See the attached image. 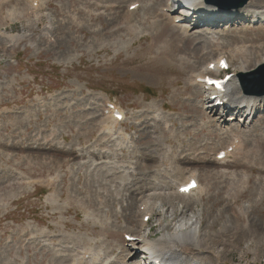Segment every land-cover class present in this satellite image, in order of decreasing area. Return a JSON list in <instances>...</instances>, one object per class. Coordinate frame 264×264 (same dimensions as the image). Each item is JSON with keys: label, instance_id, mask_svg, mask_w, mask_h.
<instances>
[{"label": "rangeland", "instance_id": "1", "mask_svg": "<svg viewBox=\"0 0 264 264\" xmlns=\"http://www.w3.org/2000/svg\"><path fill=\"white\" fill-rule=\"evenodd\" d=\"M32 1L0 0V264H93L82 259L84 251L100 256L99 264L123 261L125 236L134 234L141 220L140 199L153 197L145 184L153 186L160 162L176 167L178 175L183 172L181 177L196 171L200 184L213 188L197 204L173 197L153 199L148 228L154 237L195 217L211 252L223 263L254 264L258 258L264 264V107L245 125L246 132H257L256 141L252 136L245 141L244 156L231 159L228 175L216 176L214 155L229 141L213 128L201 130L204 121L213 126L198 107L207 95L187 85L189 74L211 55L210 50L198 51L204 46L201 39H185L168 21L163 28L155 26L163 8L156 4L118 28L127 12L134 11L128 10L129 0H88L94 7L86 9L85 17L79 10L86 8L84 0H44L42 9ZM218 1L227 7L237 4ZM255 1L244 6L256 13L255 21L246 17L243 22L245 13L232 8L225 12L238 11L240 18L231 17L235 19L229 26L223 21L228 19H212V32L228 49L242 47L241 37L263 36L264 0H257L258 7ZM180 13L176 10L173 16ZM250 45L264 46V40L245 46ZM186 57L188 64L182 60ZM241 63L236 60L229 73ZM258 68L242 78L244 83L248 80L249 91H264V79L254 82L258 77H249ZM105 100L123 110L126 119L120 129L132 139V147L120 146L121 140L115 147L101 135ZM160 112L168 115L169 128L160 126L156 135L151 118ZM159 135L172 150L168 160L166 150L159 152L166 155H157L153 136ZM114 152L123 153L129 166L148 181L132 187L128 186L132 181L126 182L131 174L114 175L110 167ZM242 172L249 181L237 179ZM232 182L242 186L243 194L227 200ZM141 186L144 190H139ZM235 227L240 232L234 238Z\"/></svg>", "mask_w": 264, "mask_h": 264}, {"label": "bare ground", "instance_id": "2", "mask_svg": "<svg viewBox=\"0 0 264 264\" xmlns=\"http://www.w3.org/2000/svg\"><path fill=\"white\" fill-rule=\"evenodd\" d=\"M190 1H192V4H191L192 6H196L198 8V13L193 18H189L187 17V15H190V13L188 12V10H184L185 17L181 19V18H177L173 16L174 12H176L175 7H174L175 6L174 0H134V2L132 0H129L130 3L128 6V10L130 9L131 6H133L135 11L133 12L128 11L126 14L127 15L126 20L124 19L125 21L121 24V27H118V28H123V26L128 25L132 21V19L136 16L138 11H140L141 9L148 10L153 4H156L159 8L163 6V8L160 10L162 13L159 14V18L161 19V21L156 22L157 18L156 17L154 18L155 19L154 22H156L154 24L155 26L163 28L165 23L168 21L170 22L172 29L176 32H180L181 34H183L185 39L192 40V37H196V39H201V44H204V46L201 47V50L198 49L199 52H203L207 50H210L211 52V55L207 58V60L201 63V65H204V66L200 67L198 71L191 72L189 74V78L187 81L188 82L187 85L191 88H194L196 91L200 92V94H206V92L204 91V88H205L204 84L199 83L198 80L203 79L206 76H218L220 74V64L222 60H227L228 61L227 63L230 65V67H234V62L236 60H240L242 62L239 69L234 71L235 72L234 77L228 83L227 91L225 94V97L230 104V108L234 112L232 116L226 119L223 116H221V114L216 115L214 113L215 109H213V105L209 101L210 95H207L206 102L203 100L201 103H199L201 105L198 106L201 112L203 113L202 117L207 116V120L211 119L210 124L214 126V127L210 126L207 123L208 121L206 122L204 121L201 127L205 124L206 126L204 128H201V130L205 131L206 129L213 128V130H215L217 134H219V136H222L225 139H227V141H229L226 143L224 148L222 149L220 148L221 150L217 148L218 152L216 155H214V163L217 166L215 175L216 176L218 175L226 176L229 174L228 172L229 170L228 168H226V166L232 162L231 159H236L238 157L240 158L244 154L243 150L245 149V141L249 140L251 136L254 137L253 141H256L255 140L256 134L254 135V133H257V132H255L254 130L250 131L249 133L246 132L248 129L245 128V125L248 126V124H250L251 121L254 120L253 118L256 116L258 109L259 108L262 109L264 107L263 106L264 97L260 95H256V93L254 92H248L249 94L245 93L246 91H249V90H247L245 87L239 88L238 83H239V80L243 81L242 79L243 76L247 75L248 73H251L252 70L258 67H259L258 69H260L264 66V46L256 47L255 45H252V46L250 45L251 47L249 48L245 46L247 43L254 44L260 39L264 40V34L263 36L260 37V39L254 38V37L252 38L241 37L239 40H240V44L242 45V47L228 49L226 47V44L224 43V40L223 39L220 40L218 36H216V34L212 32L211 29H214L213 28L214 26H212V23L215 22L212 19L213 18L220 19L222 17L224 19H228V20H223V21L226 22L225 24L226 26H229V24H231V22L236 17H238L241 14V12L245 13V14H241L243 16L242 17L243 19H241L243 22L246 19V17L247 19L251 17V19L255 21L256 13L255 12L250 13L249 11H246L247 7L246 8L244 7V9L242 8L239 9L238 11L240 14L238 13V11L234 12L232 10L225 12L227 10L223 11L220 8L215 7V6H209L207 8L202 7L203 0H190ZM208 1L219 2L218 0H208ZM81 2L83 3V1ZM84 2H85L86 8L82 9L84 8L82 5H81L82 8L81 9L79 8L80 13L82 14L81 16L83 17L88 16L89 13L86 12V9L88 7H94V4L92 2L88 0H84ZM33 4H34V0L32 1V5ZM43 6H44V0L39 1L38 7L42 9ZM95 6H97L96 3H95ZM251 6L254 7L253 5ZM255 7H258L257 0L255 1ZM187 8L190 9L189 6ZM187 8H184V9H187ZM111 9L114 10L115 8H111ZM229 12H232V13L229 14ZM233 16H235V18H231ZM146 21L148 24H150L147 19ZM180 21L181 23H178ZM192 21H195V23H191ZM200 28H202V30H200ZM131 31L132 30H129V32ZM109 34H112V31L109 32ZM242 34H245V32H242ZM164 36L165 34L164 32H162L161 38H164ZM169 42L174 44L176 40H174L171 36ZM196 55H198V53H196ZM182 60L185 64H188L187 57L182 58ZM247 78H248V75H247ZM247 81L248 80H245V83L243 81L242 84L243 83L245 85L248 84ZM107 103L108 101L105 100L103 110L101 111L102 119H101V123L99 124L101 135H104L108 137L109 140L113 141L115 143L114 145L115 147L117 143L120 144L119 140L123 142V144H120V146L122 145L124 147V145H126L125 149L127 148V145H130V147H132L134 143H131L132 139L129 136H127L126 132H123L120 129L122 128V124L120 122L113 120V122L110 125L107 123L108 120H112L111 117L104 116L103 114L105 112V105ZM235 113L236 115L238 113H242V114L238 118V116H234ZM167 116L168 115L164 114V112L155 113L154 115H152L151 121H153V126L155 125L153 127L154 134L156 135L160 134L159 132L160 126H165V128L167 129L169 128L168 122L166 120ZM160 136L161 135L157 137L153 136L156 142V145L158 147V150H159L157 152V155H160L159 152L162 153V151L166 150L168 157L165 158V160H168L169 156L172 153V150L171 148H168L166 147L165 144H163ZM248 136L250 137L248 138ZM255 148H258V147H255ZM166 152L161 154L160 156L166 155ZM222 152H224L225 157L224 159L219 160L218 156ZM253 152H256V151H253ZM121 154L122 155L116 154V156H113L114 162L110 164V167L113 168V174L114 175L118 173H123L125 175L131 174L132 179L126 180V182L132 181L131 183H128V186L137 187L138 185H143L144 183H146L148 181V178H146V175L138 172L132 166H129L130 164H128V162L125 160L126 158L124 157L123 153ZM246 157L248 159V156ZM156 159L160 162L159 158L152 157L153 161H155ZM161 160H164V159H161ZM160 163H161V168L154 171L155 173L154 176L156 177H153L155 181L151 182L153 186L150 185V183L145 184L151 189L149 190V192H152L150 196H153V197H145V198L140 199L142 201H139L140 206L138 207L137 214H138V217L139 216L141 217V220L138 223L135 233L127 234V236L129 237V241L128 242L126 241V246H127V249H129L128 251L130 252V255L127 256V258L129 257V259L127 262H125V259H126L125 251L127 250L126 249L122 253L123 254L122 258L124 260L120 261V260L114 259L112 263L113 264H119V263L136 264V260L142 259L143 256H145V252L147 251V248L153 246L156 248V252L155 253L149 252L148 255L159 256L161 258L159 264H213L214 260H215V264H226V263H223L218 256H215V254L211 252L210 244H208L209 239H207L208 236L201 233L200 223L196 220L195 217L188 219L189 224L180 226V227L178 225L177 227H175V229H172V231L171 230L168 231L164 229L161 232L162 234H158L157 237H154V235L152 234L153 229L148 228V223L144 222V219L146 217L152 218L154 215V209L152 206V202L154 201L153 199L167 200L168 199L167 197H173L174 199L177 198L180 200H187L190 204H192L193 202L197 204L198 202L202 201L203 195L208 194L210 192L209 189L213 188V185H210V187L207 186L208 188H206L205 186H202L197 179L196 171H191L188 176L181 177L183 175L182 174L183 172L179 173L178 175L179 170H177L176 167L170 166L169 162L168 163L160 162ZM162 164H163V167H162ZM114 165H118L120 167L115 169L117 166H115L114 168ZM146 170H149V169L147 168ZM262 171H264V168L262 169ZM234 174H235V177L238 176L236 175V173ZM142 176L143 178H139ZM135 178H139V179L137 180ZM153 179L151 178V180ZM211 179H214V176H211ZM237 179H239V181L241 182H245V181H249V176L242 172L240 175V178H237ZM192 180H195L196 183L198 184L197 189L189 192L188 194L180 193V188L189 185ZM236 180L234 182H236ZM126 182L123 181L124 184ZM229 185L230 186L228 187V190L226 193L227 200H230L234 195L242 191L241 190L242 186L239 184L237 186L233 184L232 182V184H229ZM144 188L145 186H141L139 190H144ZM130 190H134V189H130ZM241 194L243 193L241 192L237 197H239ZM49 199H51V197ZM173 201L171 200L172 203ZM188 207L190 206L188 205ZM171 222L173 223L174 221H171ZM249 226H251V223ZM230 227L231 226H227V228H230ZM235 228H231L236 232L235 234H233V236L235 235L234 238L240 232L239 228L237 227ZM150 230H152V232H150ZM90 253L92 252L84 251L83 253H81L82 259L85 260V256L90 255ZM154 254H157V255H154ZM115 258L117 259V257ZM89 259L92 261L93 264H99L101 261V257L95 256V255H93V257H90ZM259 262H260L259 259L256 258L254 264H259Z\"/></svg>", "mask_w": 264, "mask_h": 264}, {"label": "water", "instance_id": "3", "mask_svg": "<svg viewBox=\"0 0 264 264\" xmlns=\"http://www.w3.org/2000/svg\"><path fill=\"white\" fill-rule=\"evenodd\" d=\"M236 1H237V5H236L237 8H243L249 2V0H236ZM219 4H222V3H219ZM222 6H223V4H222ZM255 76H257L258 79H256L254 82H256L257 80H260V79L262 81L264 79V67L260 68V70H258L257 72H254L253 74H249V77H251V78H254ZM254 93H256L257 95L264 96V91L254 92Z\"/></svg>", "mask_w": 264, "mask_h": 264}]
</instances>
